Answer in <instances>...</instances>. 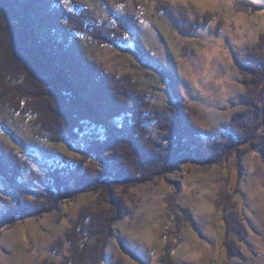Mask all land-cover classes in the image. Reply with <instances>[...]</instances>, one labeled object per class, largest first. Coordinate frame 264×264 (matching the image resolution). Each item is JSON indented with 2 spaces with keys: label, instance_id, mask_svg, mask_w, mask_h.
<instances>
[{
  "label": "rangeland",
  "instance_id": "obj_1",
  "mask_svg": "<svg viewBox=\"0 0 264 264\" xmlns=\"http://www.w3.org/2000/svg\"><path fill=\"white\" fill-rule=\"evenodd\" d=\"M22 1L26 0H15ZM34 2L36 25L48 10L53 16L43 24L47 31L40 27V32L59 36L71 57L91 68L95 76L116 86L133 81L159 106L171 104L178 93L192 120L203 129L221 128L244 109V86L236 62L264 34V8L254 11L244 2L258 5L264 0ZM163 3L174 21L160 11ZM52 4L56 10H51ZM206 13L212 14L208 25L195 26ZM100 33L113 42H126L130 50L107 43ZM135 40L147 51L148 60L133 51ZM10 89V84L0 82V97H4L0 100V161H22L46 172L62 156L85 157L83 136L73 145L51 141L38 122L23 112L29 99ZM145 126L157 139L153 121L146 118ZM235 159L202 165L183 162L176 173L133 188L128 216L118 221L109 237L103 264L116 259L124 264H162L160 255L166 247L173 264H264V161L248 153L235 166ZM221 178L228 183L222 184ZM7 189L0 176V211L14 203ZM234 189L243 234L241 239L234 237L238 254L232 256L223 244L224 226L216 199L220 190ZM173 191L179 215H186L176 231L167 225L164 203ZM91 200L84 193L42 216L16 218L0 232V264H68L73 246L65 238L67 230ZM58 241L60 245H54Z\"/></svg>",
  "mask_w": 264,
  "mask_h": 264
},
{
  "label": "trees",
  "instance_id": "obj_2",
  "mask_svg": "<svg viewBox=\"0 0 264 264\" xmlns=\"http://www.w3.org/2000/svg\"><path fill=\"white\" fill-rule=\"evenodd\" d=\"M34 1L17 4L15 0H0V82H7L11 92L29 99L23 112L38 122L39 130L51 141L73 145L83 136L85 157L62 156L46 172L33 170L22 161H0V176L8 188L4 191L14 200L0 211V232L18 217L42 216L59 203L87 193L91 202L65 236L73 246L68 264H103L109 237L114 235L118 221L128 216L133 188L154 177L176 173L183 162L202 165L236 158L238 166L248 153L264 161V34L236 62L244 86V109L235 112L221 128L203 129L192 120L178 93L171 104L159 106L133 81L116 86L105 77L95 76L91 68L71 57L59 36L40 32V27L47 31L43 24L53 16L48 10L38 17L36 25L32 20ZM244 5L254 11L264 8V4ZM51 6L56 10L55 4ZM159 7L174 21L167 4ZM211 16L204 14L203 21L195 26L206 27ZM99 36L130 50L126 42H113L102 33ZM133 44V51L148 60L145 48L136 40ZM156 69L170 79L162 68ZM146 118L153 121L157 139L146 128ZM220 182L228 183L226 178ZM234 191L220 190L216 199L224 226L223 244L232 256L238 254L233 239H241L243 234ZM173 192L164 203L167 225L176 231L186 215H179ZM167 250L163 249L161 262L173 264ZM110 264L124 263L116 259Z\"/></svg>",
  "mask_w": 264,
  "mask_h": 264
}]
</instances>
